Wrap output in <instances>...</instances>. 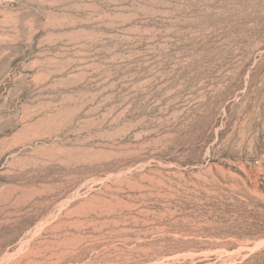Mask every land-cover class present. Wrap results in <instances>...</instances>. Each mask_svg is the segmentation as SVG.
Returning a JSON list of instances; mask_svg holds the SVG:
<instances>
[{
  "label": "rangeland",
  "instance_id": "374dc122",
  "mask_svg": "<svg viewBox=\"0 0 264 264\" xmlns=\"http://www.w3.org/2000/svg\"><path fill=\"white\" fill-rule=\"evenodd\" d=\"M216 3L0 0V264H264V39Z\"/></svg>",
  "mask_w": 264,
  "mask_h": 264
},
{
  "label": "trees",
  "instance_id": "16d2710c",
  "mask_svg": "<svg viewBox=\"0 0 264 264\" xmlns=\"http://www.w3.org/2000/svg\"><path fill=\"white\" fill-rule=\"evenodd\" d=\"M224 10L211 24L218 23L222 26H214L215 29L205 36V40L216 49H221L219 54L230 56L235 46L242 48L254 43L255 39H264V0H218ZM214 14L210 18H213ZM224 42L219 46L217 43ZM241 48V49H242ZM240 49V48H238ZM242 55V54H238ZM236 57V56H235ZM171 240V239H166ZM179 249L178 246L166 245V249ZM264 252L256 253L243 263L250 261Z\"/></svg>",
  "mask_w": 264,
  "mask_h": 264
},
{
  "label": "bare ground",
  "instance_id": "6f19581e",
  "mask_svg": "<svg viewBox=\"0 0 264 264\" xmlns=\"http://www.w3.org/2000/svg\"><path fill=\"white\" fill-rule=\"evenodd\" d=\"M263 244V242L258 243L254 248H258L259 246H261ZM254 250V249H253Z\"/></svg>",
  "mask_w": 264,
  "mask_h": 264
}]
</instances>
